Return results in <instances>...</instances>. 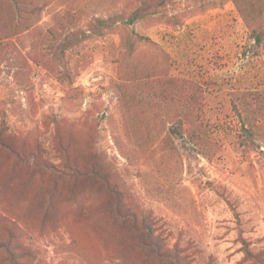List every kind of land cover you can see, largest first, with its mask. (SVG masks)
Returning <instances> with one entry per match:
<instances>
[{
	"label": "rangeland",
	"instance_id": "obj_1",
	"mask_svg": "<svg viewBox=\"0 0 264 264\" xmlns=\"http://www.w3.org/2000/svg\"><path fill=\"white\" fill-rule=\"evenodd\" d=\"M0 264H264V45L234 0H0Z\"/></svg>",
	"mask_w": 264,
	"mask_h": 264
},
{
	"label": "trees",
	"instance_id": "obj_2",
	"mask_svg": "<svg viewBox=\"0 0 264 264\" xmlns=\"http://www.w3.org/2000/svg\"><path fill=\"white\" fill-rule=\"evenodd\" d=\"M239 11L241 13H243L245 15V21H247V25L251 28V35L252 38L255 42L256 46H260V45H264V25L262 24V22H258L255 26H253L252 24H250V21L256 20V21H262V19H260L258 16L260 15L258 12L257 14L248 12H245V9H247V4H245L244 0H234ZM253 14V15H252ZM255 15V16H254ZM120 17V16H118ZM142 17L140 10H135L134 12H132V14L130 16H128L125 20L121 19V18H117L116 16H112L106 19H98L97 21L99 22V26L100 27H108V25H112L113 23H116L117 21H122L126 24H131L133 23L135 20L140 19ZM247 17V18H246ZM249 21V22H248ZM137 39L139 40H145V41H151L148 37L146 36H137ZM133 49V42H131L130 46H129V50L131 51ZM259 98V96H257ZM234 107L235 110L237 111L239 120L241 124H248L249 122L244 120V118L242 117V113L240 112V109L238 105H236L235 103ZM244 107V106H243ZM243 130L246 132L248 131V129L246 127H243ZM151 247H153L154 244H149ZM158 256L163 257V258H167V259H171L172 256L170 254L169 251H160L158 250Z\"/></svg>",
	"mask_w": 264,
	"mask_h": 264
}]
</instances>
